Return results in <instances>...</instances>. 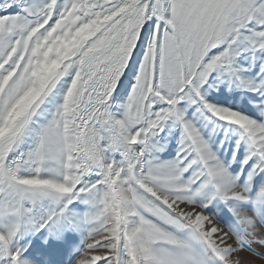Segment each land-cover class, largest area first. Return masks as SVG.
I'll list each match as a JSON object with an SVG mask.
<instances>
[{
    "label": "snow or ice",
    "instance_id": "snow-or-ice-1",
    "mask_svg": "<svg viewBox=\"0 0 264 264\" xmlns=\"http://www.w3.org/2000/svg\"><path fill=\"white\" fill-rule=\"evenodd\" d=\"M0 264H264V0H0Z\"/></svg>",
    "mask_w": 264,
    "mask_h": 264
}]
</instances>
